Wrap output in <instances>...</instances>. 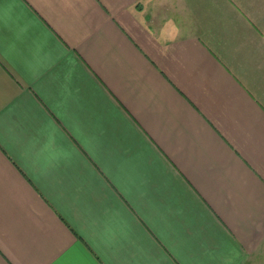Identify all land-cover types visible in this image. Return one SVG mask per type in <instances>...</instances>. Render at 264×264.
I'll return each mask as SVG.
<instances>
[{"label": "crops", "instance_id": "0c3cea01", "mask_svg": "<svg viewBox=\"0 0 264 264\" xmlns=\"http://www.w3.org/2000/svg\"><path fill=\"white\" fill-rule=\"evenodd\" d=\"M263 245L264 0H0V264Z\"/></svg>", "mask_w": 264, "mask_h": 264}, {"label": "rangeland", "instance_id": "374dc122", "mask_svg": "<svg viewBox=\"0 0 264 264\" xmlns=\"http://www.w3.org/2000/svg\"><path fill=\"white\" fill-rule=\"evenodd\" d=\"M249 264H264V245L256 253L254 259Z\"/></svg>", "mask_w": 264, "mask_h": 264}]
</instances>
